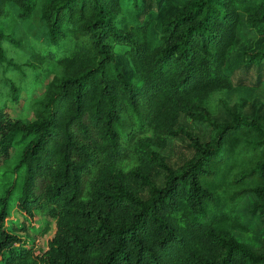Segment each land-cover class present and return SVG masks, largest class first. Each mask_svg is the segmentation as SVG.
Segmentation results:
<instances>
[{
	"label": "trees",
	"instance_id": "trees-1",
	"mask_svg": "<svg viewBox=\"0 0 264 264\" xmlns=\"http://www.w3.org/2000/svg\"><path fill=\"white\" fill-rule=\"evenodd\" d=\"M49 73L0 264H264V0H0V107Z\"/></svg>",
	"mask_w": 264,
	"mask_h": 264
},
{
	"label": "rangeland",
	"instance_id": "rangeland-1",
	"mask_svg": "<svg viewBox=\"0 0 264 264\" xmlns=\"http://www.w3.org/2000/svg\"><path fill=\"white\" fill-rule=\"evenodd\" d=\"M10 28L16 29L19 35L25 36V26L22 24H16V22H9ZM54 80V75L48 74L46 77L34 75L33 83L30 85L32 91L30 95L21 93L19 97V103L9 105L6 104L4 107H0V131L4 134H11L13 129V118L17 117L23 122L35 123L41 121L42 117V106L36 105V101L43 96L46 92L49 84ZM37 82H41L38 84ZM37 85V86H36ZM1 106V105H0ZM9 112V114L6 113ZM10 118L12 119H9ZM227 190L224 188V195H227ZM260 232V233H259ZM262 233L259 228L254 230V241L257 239L256 236ZM258 245L261 243L257 242Z\"/></svg>",
	"mask_w": 264,
	"mask_h": 264
}]
</instances>
